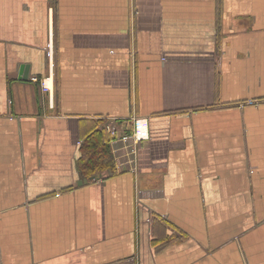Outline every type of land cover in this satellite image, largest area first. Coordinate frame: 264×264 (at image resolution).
I'll list each match as a JSON object with an SVG mask.
<instances>
[{
	"label": "crops",
	"instance_id": "1",
	"mask_svg": "<svg viewBox=\"0 0 264 264\" xmlns=\"http://www.w3.org/2000/svg\"><path fill=\"white\" fill-rule=\"evenodd\" d=\"M0 264H264V0H0Z\"/></svg>",
	"mask_w": 264,
	"mask_h": 264
},
{
	"label": "trees",
	"instance_id": "2",
	"mask_svg": "<svg viewBox=\"0 0 264 264\" xmlns=\"http://www.w3.org/2000/svg\"><path fill=\"white\" fill-rule=\"evenodd\" d=\"M80 175L97 178L107 169H115V160L109 142L103 131H95L80 147L78 159Z\"/></svg>",
	"mask_w": 264,
	"mask_h": 264
},
{
	"label": "built area",
	"instance_id": "3",
	"mask_svg": "<svg viewBox=\"0 0 264 264\" xmlns=\"http://www.w3.org/2000/svg\"><path fill=\"white\" fill-rule=\"evenodd\" d=\"M40 89L42 92H48L50 87L49 84L47 82L46 79H42L40 81ZM134 122V127H135V131L133 136L138 140L140 139L142 136L139 132L140 128H142V123H141V119L136 118L133 120ZM104 130L108 135L109 138V142L111 144H114L118 141H120L121 139H123L124 134L121 131V127L118 124L117 120L111 119V120H107V122H105L104 124ZM151 219H149L148 221L150 222Z\"/></svg>",
	"mask_w": 264,
	"mask_h": 264
},
{
	"label": "water",
	"instance_id": "4",
	"mask_svg": "<svg viewBox=\"0 0 264 264\" xmlns=\"http://www.w3.org/2000/svg\"><path fill=\"white\" fill-rule=\"evenodd\" d=\"M21 72H22V68L20 69V73H21ZM91 178L93 179V178H95V177H91ZM79 183H81V182H79Z\"/></svg>",
	"mask_w": 264,
	"mask_h": 264
}]
</instances>
